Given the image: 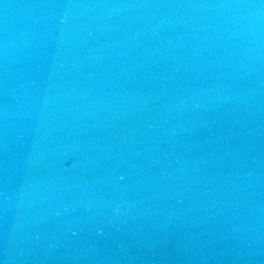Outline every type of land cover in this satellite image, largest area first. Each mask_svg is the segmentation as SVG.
<instances>
[{"label": "water", "instance_id": "1", "mask_svg": "<svg viewBox=\"0 0 264 264\" xmlns=\"http://www.w3.org/2000/svg\"><path fill=\"white\" fill-rule=\"evenodd\" d=\"M0 264H264V0H0Z\"/></svg>", "mask_w": 264, "mask_h": 264}]
</instances>
